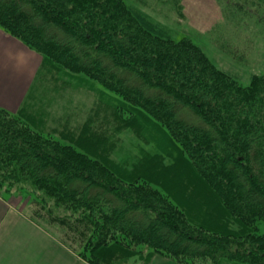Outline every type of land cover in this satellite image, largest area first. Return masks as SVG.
I'll list each match as a JSON object with an SVG mask.
<instances>
[{
  "label": "trees",
  "instance_id": "obj_1",
  "mask_svg": "<svg viewBox=\"0 0 264 264\" xmlns=\"http://www.w3.org/2000/svg\"><path fill=\"white\" fill-rule=\"evenodd\" d=\"M0 29L163 126L225 214L195 226L168 196L1 106L0 187L25 174L73 214L105 206L90 257L119 249L120 235L179 264H264L255 226L264 222V77L239 85L191 39L171 38L124 0H0Z\"/></svg>",
  "mask_w": 264,
  "mask_h": 264
},
{
  "label": "rangeland",
  "instance_id": "obj_2",
  "mask_svg": "<svg viewBox=\"0 0 264 264\" xmlns=\"http://www.w3.org/2000/svg\"><path fill=\"white\" fill-rule=\"evenodd\" d=\"M124 1L171 38L191 39L211 64L239 85L264 77V0ZM118 97L87 75L44 59L26 107L32 120L44 127L43 136L120 170L136 185L158 190L195 226L220 224L225 211L196 179L191 163L163 126ZM54 200L36 190L25 174L2 184L0 264H146L153 256L146 247L116 235L122 242L119 249L90 257L106 207L95 205L73 214L75 209ZM255 226L264 235V222ZM193 264L211 263L200 259Z\"/></svg>",
  "mask_w": 264,
  "mask_h": 264
},
{
  "label": "crops",
  "instance_id": "obj_3",
  "mask_svg": "<svg viewBox=\"0 0 264 264\" xmlns=\"http://www.w3.org/2000/svg\"><path fill=\"white\" fill-rule=\"evenodd\" d=\"M43 67L44 59L39 53L0 30V106L15 113L30 129L45 135L44 127L32 120L26 107ZM4 216V211L0 212V224ZM150 258L146 264H178L158 254Z\"/></svg>",
  "mask_w": 264,
  "mask_h": 264
}]
</instances>
